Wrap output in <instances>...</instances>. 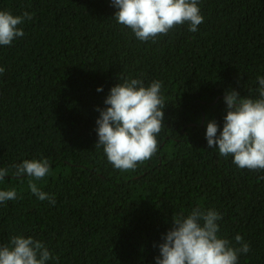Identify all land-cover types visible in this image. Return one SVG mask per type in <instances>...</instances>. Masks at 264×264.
<instances>
[{
  "label": "trees",
  "instance_id": "obj_1",
  "mask_svg": "<svg viewBox=\"0 0 264 264\" xmlns=\"http://www.w3.org/2000/svg\"><path fill=\"white\" fill-rule=\"evenodd\" d=\"M203 23L155 41L118 24L111 0H0V11L30 13L22 37L0 45V246L13 236L41 241L46 264H155L172 218L193 208L222 219L218 236L249 244L238 264H264V170L241 169L209 149L207 122L222 130L225 90L258 98L264 77V0H199ZM162 82L166 104L158 149L122 171L96 147L97 108L119 81ZM98 88L103 91L97 92ZM47 159L37 187L12 175L24 160Z\"/></svg>",
  "mask_w": 264,
  "mask_h": 264
},
{
  "label": "clouds",
  "instance_id": "obj_2",
  "mask_svg": "<svg viewBox=\"0 0 264 264\" xmlns=\"http://www.w3.org/2000/svg\"><path fill=\"white\" fill-rule=\"evenodd\" d=\"M118 9L113 17L118 24L131 29L134 36L142 41L153 40L166 35L176 26L187 23L190 32H196L203 23L198 7L199 0H111ZM30 13L13 16L8 11H0V45L7 46L24 35L18 26ZM5 69L0 67V75ZM258 98L241 97L235 90H225L223 103L226 115L222 130L214 120L207 122L205 139L209 149H218L221 156H231L233 163L248 170H264V77L257 76ZM162 82L153 80L148 87L137 79L119 81L110 88L103 103L105 108H97L96 147L103 152L114 168L135 170L157 152V135L164 126L165 103L161 96ZM103 91L98 88L97 92ZM14 177L26 175L30 191L41 201L48 200L55 205V198L41 191L35 181L50 173L47 159L24 160L14 165ZM9 174L0 168V181ZM17 193L0 190V203L14 200ZM221 215L212 209L193 208L185 216L172 218L171 228L158 244L159 256L155 264H238V254H247L249 244L241 235L235 236L233 247L230 241L220 238L218 221ZM51 258L48 248L31 237L13 236L10 243L0 246V264H46Z\"/></svg>",
  "mask_w": 264,
  "mask_h": 264
}]
</instances>
